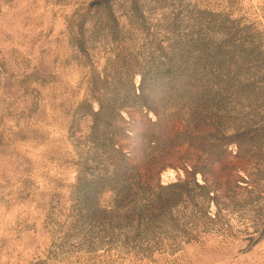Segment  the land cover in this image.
Returning <instances> with one entry per match:
<instances>
[{
	"label": "rangeland",
	"instance_id": "374dc122",
	"mask_svg": "<svg viewBox=\"0 0 264 264\" xmlns=\"http://www.w3.org/2000/svg\"><path fill=\"white\" fill-rule=\"evenodd\" d=\"M0 264H264V0H0Z\"/></svg>",
	"mask_w": 264,
	"mask_h": 264
}]
</instances>
